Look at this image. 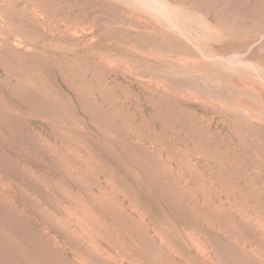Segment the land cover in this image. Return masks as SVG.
Listing matches in <instances>:
<instances>
[{
    "label": "rangeland",
    "instance_id": "rangeland-1",
    "mask_svg": "<svg viewBox=\"0 0 264 264\" xmlns=\"http://www.w3.org/2000/svg\"><path fill=\"white\" fill-rule=\"evenodd\" d=\"M1 19L0 264H260L264 0H0Z\"/></svg>",
    "mask_w": 264,
    "mask_h": 264
},
{
    "label": "bare ground",
    "instance_id": "bare-ground-1",
    "mask_svg": "<svg viewBox=\"0 0 264 264\" xmlns=\"http://www.w3.org/2000/svg\"><path fill=\"white\" fill-rule=\"evenodd\" d=\"M150 1V0H149ZM145 5H147V8H152V9H155V10H157L158 9V6L157 5H155L154 3H150V2H148V1H145V3H144ZM159 10V9H158ZM157 10V11H158ZM15 11V10H14ZM161 11V10H160ZM146 14V13H145ZM156 14V13H155ZM146 16V15H145ZM174 17V16H173ZM26 18V17H25ZM166 18V17H165ZM42 19V21H41V25L42 26H44V27H46V20H45V18L43 19L42 17L40 18V20ZM164 19V18H163ZM166 21V20H165ZM1 22L4 24V30H5V32L2 34V36H0V53L2 52V50H3V52L4 51H6V49H9L8 47H9V45H12V38L14 37V34L11 32V31H9L10 29H9V26H8V24L5 22V21H3L2 19H1ZM166 22H168V21H166ZM173 22V21H172ZM48 23V22H47ZM50 23V22H49ZM2 24V25H3ZM47 25H49V28H51V30H52V28L53 29H55V24H54V26H52V25H50V24H47ZM203 25V24H202ZM174 26V25H173ZM174 27H176V26H174ZM57 28V27H56ZM204 28V27H203ZM44 30H45V28H44ZM59 31H60V29H58ZM58 31V32H59ZM30 32V31H29ZM52 32H53V30H52ZM65 32V31H64ZM201 32V31H200ZM49 33V32H48ZM54 34H55V31L53 32ZM206 34V33H205ZM39 35H41V34H39ZM56 35V34H55ZM31 36V35H30ZM34 36V35H33ZM48 36H49V34H48ZM51 36V35H50ZM53 37V36H52ZM55 37V36H54ZM47 37H45V36H43L41 39H36L35 41H32V42H29V46L30 47H32L31 49L29 48L27 51H25V53L27 52V53H42L43 51H44V47H42V46H37V44L38 43H42L43 44V46H45L46 45V43H47V40L48 39H46ZM25 39H27V38H25ZM199 40V39H198ZM59 41V40H58ZM44 42H45V44H44ZM49 42L50 43H52L53 42V40L51 39V41H50V39H49ZM57 43H59V42H57ZM49 46H51L52 44H48ZM53 46V45H52ZM55 46H56V42H55ZM58 46V45H57ZM46 47H48L47 45H46ZM34 48V49H33ZM36 48H38V50L36 49ZM49 48V47H48ZM47 48V49H48ZM53 48H55V47H53ZM5 49V50H4ZM12 49V48H11ZM46 49V48H45ZM56 50H57V48H55ZM54 49V50H55ZM203 49V48H202ZM51 50V49H50ZM49 50V51H50ZM55 50V51H56ZM118 50V49H117ZM41 51V52H40ZM45 52V51H44ZM43 52V53H44ZM48 52V51H47ZM57 52V51H56ZM63 52V51H62ZM46 53V52H45ZM24 55V54H23ZM19 56V55H18ZM25 56H26V54H25ZM27 57V56H26ZM219 58V57H218ZM214 61V60H213ZM239 62V61H238ZM247 67V66H246ZM229 70V69H228ZM152 74V73H151ZM228 91V90H227ZM230 93V92H229ZM252 110V109H251ZM247 111V110H246ZM245 114L244 115H246V118L249 120V121H251V124H252V120H258V121H262V123H263V121H264V111L263 112H258V113H254V112H252V111H249L248 110V112H244ZM243 120H245V119H243ZM260 122L259 123H255V124H260ZM247 124V123H246ZM263 125V124H262ZM253 126H255V125H253ZM256 127L258 128V125H256ZM260 127V126H259ZM263 128V127H262ZM256 129V128H255ZM259 129V128H258ZM260 130V129H259ZM3 159V158H2ZM0 161H1V159H0ZM5 161V160H4ZM2 163V162H1ZM67 168V167H66ZM260 174V173H259ZM74 179V178H73ZM241 180V179H240ZM152 192V191H151ZM33 200V199H32ZM37 208V207H36ZM57 232V231H56ZM59 232V231H58ZM108 233V232H107ZM87 237V236H86ZM143 238V237H142ZM101 239V238H100ZM178 239V238H177ZM93 240V239H92ZM91 240V241H92ZM144 240V239H143ZM260 240V239H259ZM94 241V240H93ZM103 241V240H102ZM104 241H106V240H104ZM103 241V242H104ZM82 242V241H81ZM85 243V242H84ZM114 243V242H113ZM144 243H145V245H147V247L149 248V254H150V256L153 258H155V259H157V260H160L161 258L159 257V255L157 256V254H158V251L156 250V248H155V246L157 245V244H155V241L153 240V239H147L146 241H144ZM143 243V244H144ZM92 244H93V242H92ZM256 245V244H255ZM84 246V245H83ZM82 246V247H83ZM96 246V245H95ZM95 246H91L90 245V248H94ZM144 247V246H143ZM258 247V246H257ZM261 248V247H260ZM262 249V248H261ZM264 249V248H263ZM87 250V249H86ZM90 250V249H89ZM118 250V249H117ZM146 250V249H145ZM161 250V249H160ZM95 254H97V257H99L100 259H102L103 260V258H102V256L103 255H107V258H105L104 260H109V262H110V260L112 261V263H114V264H123V260H119V261H121L122 263H119V262H117L116 260L118 259V257L116 256H110L109 255V252H107L106 250H104V249H102V248H100L99 247V250H97L96 248H95ZM101 251H103L104 252V254H102V253H100ZM121 251V250H120ZM92 252V251H91ZM256 252V251H255ZM86 254V253H85ZM120 254V253H119ZM258 254V256H256V258L258 259V261H259V263L260 264H264V256L263 255H261L260 253H257ZM87 255V254H86ZM203 256V255H202ZM241 256V255H240ZM86 257V256H85ZM92 257V256H91ZM234 257V256H233ZM3 258V257H2ZM240 258H244L243 256L242 257H240ZM245 258H247V257H245ZM57 259V258H56ZM86 259H87V257H86ZM88 259H89V257H88ZM232 259V258H231ZM248 259V258H247ZM59 260V259H58ZM92 260H94L95 261V258L93 259V257H92ZM222 260V259H221ZM234 260V259H233ZM248 260H250V259H248ZM78 261V259L76 260V261H74V262H77ZM90 261V260H89ZM88 261V262H89ZM167 261V260H166ZM225 261V260H224ZM244 261V260H243ZM245 261H246V259H245ZM52 262H55V260L53 259L52 260ZM99 262H100V260H99ZM232 262H234V261H231V264H232ZM247 262V261H246ZM249 262V261H248ZM50 263V262H49ZM56 263V262H55ZM54 263V264H55ZM79 262H77V264H78ZM90 263V262H89ZM101 263H104V264H107L105 261H102ZM211 263H213V262H211ZM227 263V262H226ZM56 264H59V263H56ZM65 264V263H64ZM76 264V263H75ZM88 264V263H87ZM100 264V263H99Z\"/></svg>",
    "mask_w": 264,
    "mask_h": 264
}]
</instances>
